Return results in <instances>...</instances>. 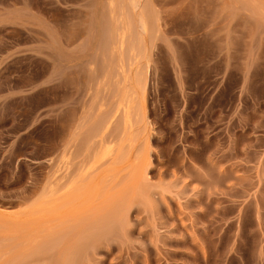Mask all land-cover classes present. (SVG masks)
Here are the masks:
<instances>
[{
	"label": "rangeland",
	"instance_id": "1",
	"mask_svg": "<svg viewBox=\"0 0 264 264\" xmlns=\"http://www.w3.org/2000/svg\"><path fill=\"white\" fill-rule=\"evenodd\" d=\"M0 264H264V0H0Z\"/></svg>",
	"mask_w": 264,
	"mask_h": 264
},
{
	"label": "bare ground",
	"instance_id": "2",
	"mask_svg": "<svg viewBox=\"0 0 264 264\" xmlns=\"http://www.w3.org/2000/svg\"><path fill=\"white\" fill-rule=\"evenodd\" d=\"M100 134V133H99Z\"/></svg>",
	"mask_w": 264,
	"mask_h": 264
}]
</instances>
